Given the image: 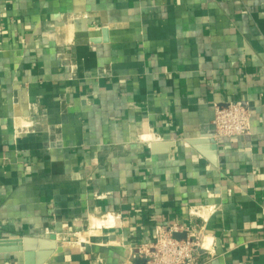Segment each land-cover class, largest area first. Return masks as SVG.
<instances>
[{
	"label": "crops",
	"instance_id": "obj_1",
	"mask_svg": "<svg viewBox=\"0 0 264 264\" xmlns=\"http://www.w3.org/2000/svg\"><path fill=\"white\" fill-rule=\"evenodd\" d=\"M171 225L264 264V0H0V264H145Z\"/></svg>",
	"mask_w": 264,
	"mask_h": 264
},
{
	"label": "built area",
	"instance_id": "obj_2",
	"mask_svg": "<svg viewBox=\"0 0 264 264\" xmlns=\"http://www.w3.org/2000/svg\"><path fill=\"white\" fill-rule=\"evenodd\" d=\"M215 137L238 139L250 135L251 113L242 103H231L215 110ZM184 234L185 239H177ZM216 253L214 239L198 226L171 225L156 231L154 242L137 246L131 252L133 261L145 264H206ZM205 259V260H204Z\"/></svg>",
	"mask_w": 264,
	"mask_h": 264
},
{
	"label": "water",
	"instance_id": "obj_3",
	"mask_svg": "<svg viewBox=\"0 0 264 264\" xmlns=\"http://www.w3.org/2000/svg\"><path fill=\"white\" fill-rule=\"evenodd\" d=\"M56 240L57 238L55 236H52L49 240V243H48V247H50V252L47 253L46 255H44L40 261L38 262V264H44L49 258L50 256L52 255V252L53 250H55V248L57 247V243H56ZM45 241H43V243H40V245H47L46 243H44ZM25 245H37L38 244V241H29V240H25L23 242ZM19 244V243H17Z\"/></svg>",
	"mask_w": 264,
	"mask_h": 264
},
{
	"label": "bare ground",
	"instance_id": "obj_4",
	"mask_svg": "<svg viewBox=\"0 0 264 264\" xmlns=\"http://www.w3.org/2000/svg\"><path fill=\"white\" fill-rule=\"evenodd\" d=\"M47 249V248H46Z\"/></svg>",
	"mask_w": 264,
	"mask_h": 264
}]
</instances>
